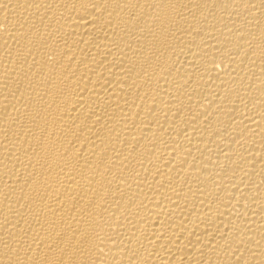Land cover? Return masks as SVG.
<instances>
[{
	"label": "bare ground",
	"instance_id": "6f19581e",
	"mask_svg": "<svg viewBox=\"0 0 264 264\" xmlns=\"http://www.w3.org/2000/svg\"><path fill=\"white\" fill-rule=\"evenodd\" d=\"M0 264H264V0H0Z\"/></svg>",
	"mask_w": 264,
	"mask_h": 264
}]
</instances>
